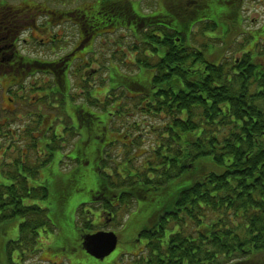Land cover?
Wrapping results in <instances>:
<instances>
[{"label":"trees","instance_id":"obj_1","mask_svg":"<svg viewBox=\"0 0 264 264\" xmlns=\"http://www.w3.org/2000/svg\"><path fill=\"white\" fill-rule=\"evenodd\" d=\"M187 3L186 11L170 7L167 13L145 18L127 3L104 2L95 20H90L91 26L83 23L85 37L90 28L135 27L140 36V43L133 47L138 52L136 69L151 71L156 89L149 95L154 103L149 105V100L147 107L172 119L161 127L153 126L144 136H133V144L144 139L155 143L144 148L141 156L125 160L133 173L120 177L111 167L116 160L105 165L113 168L114 180L102 174L100 183L108 188L102 192L107 196L117 191L125 202L139 199L144 205L171 183L189 182L171 206L162 209L160 214L170 212L166 217L159 216L139 231L142 238H148L147 246L154 256L150 253V261L144 263L140 258L134 264H264V260L255 259L264 254V26L241 33L239 0ZM234 34L244 36L241 42L252 40L251 45L250 41L238 45L242 51L238 58L226 56L228 49L224 50L233 45L230 39ZM138 84L143 90L145 83ZM140 128L136 125L133 129ZM64 132L72 130L69 127ZM62 142L53 141L47 149L61 150ZM139 147L133 145L131 153ZM88 157L92 159L91 153ZM33 159L30 177L36 178L45 166L36 148ZM10 176V185L0 184V227L15 217L23 222L16 242L2 241V247L0 243V264H30L37 260L32 251L38 242L35 230L48 227L53 232L54 227L46 211L25 208L23 203L25 199L43 200L48 191L29 189L17 172ZM97 185L103 186L99 181ZM142 212L147 211L143 208ZM77 224L78 219L72 230L77 231L73 234L78 245L81 236ZM87 225L81 222L83 233L93 230ZM156 225L160 231L168 230V236L145 232ZM66 229L63 235L72 234ZM13 255H17L16 261Z\"/></svg>","mask_w":264,"mask_h":264},{"label":"rangeland","instance_id":"obj_2","mask_svg":"<svg viewBox=\"0 0 264 264\" xmlns=\"http://www.w3.org/2000/svg\"><path fill=\"white\" fill-rule=\"evenodd\" d=\"M25 2L26 4L34 5L39 7V10L47 9L53 13L54 17L50 20L44 17H36L35 26L36 31L49 29L48 34L62 36L63 43L61 44H50L42 45L41 40L36 39L34 45L28 47L23 54L29 59L37 60L35 63L40 62L37 67L35 64H31L29 69H32L33 73L31 76L25 78L21 86L17 85L16 82L21 80L22 77H15L14 75H6L0 79V84L5 89L3 95V104L5 108L10 106L7 103V99L16 101L17 104H26L31 108L30 111L27 108L25 110V116L21 119L17 116H12V123L6 124L4 128L1 127V134L7 137V140L0 138V171L10 175H15L17 165L31 156H34L35 148L33 145L27 142V138L33 136L35 142L42 149L49 148L47 141H54L56 135L63 128L71 127L70 117H79L82 115L83 110L90 113L95 118L100 119L101 125H91L80 129L78 134L80 138H77V145L74 150L70 153L73 137L67 134L66 140H63L61 144L65 146V150H56L53 153L51 161L40 170L39 179L34 183L36 188L39 186H46L48 195L45 199L39 201H25L26 204H35L43 210L46 209L47 216L51 221L54 232L46 235H41L40 242L38 243V250H40V257L45 260L42 264H64V260L67 264H128L131 263L134 257H137V253L140 251V243L136 239L139 237V231L146 225L149 226L158 218L162 209L169 208L172 204L173 199L176 197L179 190L189 185V182L183 181L180 184L177 182L171 183L169 188L163 190L162 193L156 195L153 201L147 203L138 204L137 208L130 211L129 218H127L124 212H121L117 218L113 221L112 229L118 236V247L116 251L104 260L102 263L98 262L93 258L86 257L79 249L81 241L77 245L76 238L72 230V224L75 219V215L80 204H90V200L93 193L98 187V172L96 168L103 169L105 165L110 164L111 159H117L121 162L128 160V157H139L143 154L144 148L154 146L153 140L144 139L143 143L139 144L137 151L131 153V143L133 142L132 135L140 134L144 136L146 131L152 128L150 125H155L153 119L145 117L142 119L138 110L144 111L147 107L146 100L149 99V95L153 90L152 86V72L142 69H136V52L133 47L140 43V36L136 34L135 27L130 25L132 28H125L126 31L119 30L114 33L113 36L106 35L95 39L93 43H90L92 53L84 52L80 53L83 61L75 60L72 64L73 71L69 73L66 71V76L59 81L60 88L57 90L58 96L61 99L57 103L50 102L47 97H44L49 93L48 89L55 85L52 74H41L46 72L48 67L45 63L56 62L57 58L62 57L64 54H70L71 50L77 45V29L71 24L72 20L70 17H60V14H64L67 11H72V8L77 5H93L95 2H99L102 5L104 0H4V4L7 3V7L20 6L19 3ZM130 8L138 13V16H149L152 14H164L169 12L170 7H177L179 11H186L189 7L187 0H160L159 6H157L154 0H129ZM140 1L138 7L134 2ZM227 2L228 0H222ZM240 9H242L244 22L239 28L242 32H250V29H259L264 26V0H239ZM135 5V6H134ZM85 8H89L88 6ZM212 8V5L209 6ZM230 6L228 7V10ZM225 11V10H224ZM62 19L60 26H55L57 20ZM51 22V26L49 23ZM227 25V24H226ZM50 27V28H49ZM107 31V30H106ZM92 33V29L89 30V35ZM240 33V32H239ZM36 37L42 38L44 42L47 41V34L35 33ZM138 35V39H136ZM240 34H234L232 39L233 45H226L225 49H228L226 56H233L238 58L242 55V51H239V46L246 41L243 40ZM135 36V39H134ZM216 37V36H215ZM239 37L238 40L235 38ZM234 38V39H233ZM136 40V41H135ZM236 40V41H235ZM200 41V39H199ZM250 47V46H249ZM248 47V48H249ZM83 54V55H82ZM224 54V51L222 55ZM89 63L88 68L90 72L86 75L91 79V85L87 83L83 84L81 81L82 70L86 67H81V64ZM69 61L65 62V64ZM28 67V63H23V68ZM42 68V69H40ZM63 68V67H62ZM61 68V69H62ZM194 68V67H191ZM58 69V68H57ZM66 70V67L64 68ZM111 71V73H105L104 71ZM194 69H191L193 71ZM80 71L79 74L73 76V72ZM13 78V79H11ZM58 80V79H55ZM143 81V90L139 88V84ZM134 83V84H133ZM58 84V82H57ZM46 86L48 89H46ZM11 91V94L7 92ZM1 92V91H0ZM39 94V95H38ZM66 97L64 98V95ZM43 95V96H42ZM140 95V98L138 96ZM147 95V99L145 96ZM85 97L92 99L88 101ZM110 100H109V98ZM139 107V108H138ZM21 108L24 109V107ZM68 111L66 117L65 110ZM138 108V110H137ZM30 114V115H29ZM108 114H113L112 118L109 119ZM30 116V118L28 117ZM55 117V123L48 124V117ZM46 119L43 126L34 124L31 119L38 118ZM26 120V121H25ZM62 120V121H60ZM24 121L27 122L24 124ZM30 123H29V122ZM143 122L142 129H132L131 126L135 122ZM23 129L25 134H19L16 130ZM101 128L100 130H98ZM102 130V131H101ZM140 132V133H138ZM64 133V132H63ZM102 141L97 144V140ZM65 141L68 145H65ZM95 145V146H93ZM100 147L102 156L100 162L88 157L91 153V149L96 146ZM138 147V145H137ZM93 150V149H92ZM103 151H107L108 155L104 157ZM48 154V153H47ZM78 159L77 163H72L74 159ZM71 163H70V162ZM82 161V162H81ZM103 161V162H102ZM13 179V178H11ZM69 180L64 185L62 181ZM0 182L6 185V182L0 180ZM69 184V186H68ZM106 186H102V190ZM27 206V205H26ZM142 206L147 212H142ZM92 208V209H91ZM91 208L85 209L88 213L89 210L94 209V218L98 216V208L96 205H92ZM142 208V209H141ZM158 212V213H157ZM157 213V216H153ZM81 214H77L79 216ZM153 218V221L150 220ZM88 220L93 223V217H88ZM150 220V221H149ZM85 221L84 219L81 220ZM149 221V222H148ZM22 221L15 219L0 229V243L1 247L4 245L2 241L16 242L18 236V225ZM80 226V223L78 221ZM3 225V224H1ZM145 226V227H146ZM66 227L71 231L72 234L69 236L63 235L62 231ZM122 227V228H121ZM66 229V230H68ZM83 229L84 226H83ZM86 234V233H85ZM136 239V240H135ZM135 241V242H134ZM1 253H4V248ZM126 253V254H125ZM123 257L121 261L116 262L118 257ZM16 256H14V260ZM41 259V260H42ZM47 259V260H46ZM256 260H264V254L256 256ZM40 260V261H41ZM38 264L37 260L30 262Z\"/></svg>","mask_w":264,"mask_h":264},{"label":"flooded vegetation","instance_id":"obj_3","mask_svg":"<svg viewBox=\"0 0 264 264\" xmlns=\"http://www.w3.org/2000/svg\"><path fill=\"white\" fill-rule=\"evenodd\" d=\"M104 2H107L108 4L111 2V4H122V3H127V5L130 6V4L127 2V0H107V1H103L102 5H104ZM20 6H11V7H7L4 4V0H0V79L3 78L6 75H14L15 77H22L21 80L17 81L16 84L21 86L20 83H22V81L31 76L33 73L35 74L36 72H34L32 69H29L31 64H35V67L38 66V64L40 62L35 63V61L37 60H32L29 59L27 56H25L23 54V51H25L28 47L33 46L34 45V41L36 39L41 40V44L42 45H50V44H54V43H63V39L61 36H59L60 38L57 39V36H53L50 34H48L49 29H43V30H39L36 31V26H35V21H36V17H44L47 20H50L51 18L54 17L53 13L49 12L47 9H43V10H39V7L34 6V5H30V4H26L25 2H21L19 3ZM87 7V6H86ZM89 8H85V6L82 7V9H79L78 11L74 12H65L64 14H60V17H70V19H73V21H75V24L77 26V38H78V42L77 45L74 49L71 50L70 54H64L62 57L57 58L56 62H51L49 64H47L46 66L48 67V69L46 70V72H41V74H52L51 76L54 78V83L55 85L52 86L50 89H48L49 93L47 95H45L44 97H47L49 99L50 102L53 103H57L58 100L61 99V96H58V92L57 90L60 88L59 85V81H62V78L66 76V71L69 73V76L71 75L70 73L72 72V70H67L68 66H65V62L69 61V60H80L83 61L82 58H80L79 56H81V52H89L92 53L93 51H90V49L92 48L91 45H89L90 43H93L95 41L96 38L98 37H105L106 35H111L113 36L116 29H121V27L123 28H129V26H121V25H115V26H108L105 27L103 29H97L95 31H92V33L89 35H87L85 37V26H84V22L86 24L89 25V27L91 26L90 20H95V13H99V9H101L102 7L99 5V3L95 6H88ZM98 11V12H96ZM84 14H83V13ZM80 13H82V16H80ZM75 17V18H74ZM62 19L61 20H57V24L58 26H60L62 24ZM72 22V20H69ZM117 22V21H116ZM97 25L98 23L95 22ZM49 25L51 26V22L49 23ZM112 25V24H111ZM50 28V27H49ZM91 29V28H90ZM107 30V31H106ZM44 33L47 34L46 36L48 37L47 41L44 42V40L42 38H38L36 37L35 33ZM89 33V32H88ZM83 55V54H82ZM65 60V61H64ZM26 62L28 63V67L25 69L23 68V63ZM86 67V69L82 70V78L81 81H83L84 83H87L88 85H91L92 82L91 79L86 75L87 73L90 72V68H88L89 63H84L81 64V67ZM63 67V68H62ZM66 67V70H64V68ZM58 68V69H57ZM62 68V69H61ZM42 69V68H40ZM80 71L77 72H73V76L79 74ZM105 73H111V71H104ZM112 74V73H111ZM13 79V78H11ZM58 79V80H55ZM58 82V84H57ZM0 132H1V127L4 128V126L6 124L9 125V123H12V116H17V118H20L19 116H21V119L25 116V110L27 108H29V105L26 104H21L18 103L16 101H12L10 99H7V103L10 104V106L8 108L4 107L3 104V95L6 93L5 89L3 88V85L0 84ZM7 94H11L12 96V92L9 91L7 92ZM39 95V94H38ZM43 96V95H42ZM66 97V94L64 95V98ZM88 101H90L92 99V97L87 98L85 97ZM109 98V97H108ZM147 95L145 96V99H147ZM110 100V98H109ZM151 99H147L146 100V104H148V101ZM21 105L23 108H21ZM31 108H29L28 110L30 111ZM65 114L66 117L68 116V111L65 108ZM148 111V107L145 110V112ZM151 115L157 116L158 114L154 113V112H150ZM30 115V114H29ZM28 115V117L30 118V116ZM109 119L112 118L113 114H108ZM142 119H144L145 117H141ZM55 117L49 116L48 117V124L49 123H55ZM46 119L40 117L37 120L32 118L31 121L39 126H43L44 125V121ZM157 121H154L155 123H161V121L163 120V118H156ZM26 121V120H25ZM24 121V124L27 123ZM62 121V120H60ZM29 122V121H28ZM70 124H71V130L72 132L70 133V136L73 137V141H72V145H71V149H70V153L72 152V150H74V147L77 145V138H80V135L78 134L79 129H80V125L82 127V129H84L85 127L91 126V125H98L100 126L102 123L100 121V119L95 118L94 116H92L90 113L85 112V110H83V113L81 116L79 117H70ZM142 122V121H141ZM30 123V122H29ZM136 125H138V122H135ZM23 129H25V127H23L22 129H18L16 130L19 134L21 133L22 135L25 134V131L23 132ZM101 128H99L98 130H100ZM26 130V129H25ZM65 128L62 127L61 131L59 132V135H56V139L54 140L55 143L56 141H63L62 139H66L67 138V134L64 132ZM64 132V133H63ZM7 135L6 137L4 136V133L1 134V139L2 140H7ZM102 140H97V144H99ZM27 142L31 145H33L34 147H38L40 149V159L42 162L45 163V166H47V164L51 161L52 157H53V153L54 151H56V149L54 151L48 150L50 149V147L52 146L53 141H47V142H42V143H47L48 146H50L48 149H42L39 145L36 144L35 142V138L33 136V133L31 134V137L27 138ZM63 144H61L60 146H62ZM132 146V144L130 145V147ZM48 153V154H47ZM91 156L94 162H96V160H98L100 162L101 160V156H102V151H100V147L97 145L95 147V149L93 148V150H91ZM78 159H74L72 163H77ZM33 156H31L29 159L23 160L20 162V165H17L15 171L24 179L26 186L29 189H35V185L34 183H36V181L39 179V176H36V178H32L30 177V174L33 171ZM70 162V161H69ZM82 162V161H81ZM71 163V162H70ZM44 166V167H45ZM42 167V168H44ZM41 168V169H42ZM97 172H98V181L101 182V179L99 178V172H100V168H96ZM40 173V172H39ZM9 178L6 173H3V171H0V180H2L3 182H6V185H10L11 181H9ZM12 180V179H11ZM16 184V182H14V185ZM102 184V183H100ZM39 188H46V186L42 185L39 186ZM105 189H108L107 187ZM103 190L99 187L96 188V191L93 193L94 195V200L99 202L100 205L97 206L98 208V220H101L100 218H104V220L106 222L109 223V225H111V222L115 219L114 216H116V213L118 212H122L123 210V205H125L124 201L121 197H120V193H113L111 192L109 195L105 196V194L102 192ZM102 192V193H101ZM104 194V195H103ZM90 204H95L94 201L90 200ZM103 203V204H102ZM92 209V208H91ZM95 209V208H94ZM91 212L92 215H94V211L89 210ZM168 211L163 212L162 214H160V218L161 217H166ZM156 220H158L156 218ZM107 228V226H103V224L99 225V230H105ZM148 235H154L156 233H164L165 231H160L158 230V225H156L153 229H146V231ZM142 235L139 234V237H137L138 241L142 242ZM143 240H145L144 242H142L141 246H140V251L137 253V255H148L149 254V247L147 246V240L146 238ZM80 251L82 253H84L83 248L79 247ZM85 254V253H84ZM126 254V253H125ZM154 253L152 252V255ZM86 255V254H85ZM154 256V255H153ZM87 257V256H86ZM119 259L121 261H125L122 260L123 257H118V259L116 260L119 261ZM146 260V258H145Z\"/></svg>","mask_w":264,"mask_h":264},{"label":"water","instance_id":"obj_4","mask_svg":"<svg viewBox=\"0 0 264 264\" xmlns=\"http://www.w3.org/2000/svg\"><path fill=\"white\" fill-rule=\"evenodd\" d=\"M117 238L113 233L98 232L83 239V247L87 255L95 260L103 261L116 249Z\"/></svg>","mask_w":264,"mask_h":264}]
</instances>
